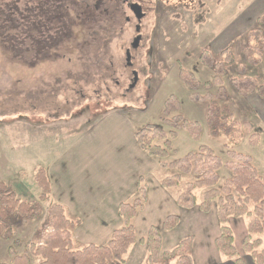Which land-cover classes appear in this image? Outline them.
Segmentation results:
<instances>
[{"label": "rangeland", "instance_id": "obj_1", "mask_svg": "<svg viewBox=\"0 0 264 264\" xmlns=\"http://www.w3.org/2000/svg\"><path fill=\"white\" fill-rule=\"evenodd\" d=\"M34 1L30 44L23 21L25 0H0V163L9 152L17 156L13 162L23 171L5 178L22 200H38L40 192L34 181L38 168L49 172L52 194L51 201L42 204L40 219L26 223L19 218L13 220L14 234L0 239L1 262L11 263L10 247L19 255L31 254L46 242L52 230L49 208L65 198L64 184L68 179L75 186L69 191L79 196V214L89 213L80 207L82 200L99 204L97 210L104 217L101 225L110 229L102 245L108 243L114 229L123 226L121 218L116 219L118 208L138 197L140 177L148 185L151 198L163 199L167 195L164 202L169 205L165 211L177 215V196L191 177L183 176L178 188L164 189L162 181L175 171L161 167L157 159L148 156L138 146L135 134L147 125L169 130L163 122L164 105L175 96L181 105L180 114L187 121L198 123L201 134L195 141L187 130L179 128L174 142L177 153L164 162L177 161L202 145L227 161V138L210 135V101L192 100V92L179 78L183 67L202 85L213 80L214 71L199 60L204 49L219 57L231 47L234 63L227 67L224 77L228 106L236 121L253 123L260 134L257 148L251 147L248 134L241 144L232 146L237 153L252 157L258 171L264 174V124L253 119H264V100H258L256 92L243 98L233 85V81L246 78L256 80L258 85L264 83V49L259 50L261 63L257 67L246 56V49L256 46L249 42L252 32L259 29L264 40V24L258 23L264 18V0H135L146 16L141 23L143 39L137 52H133L135 58L130 60L138 73L131 90L133 76L126 49L130 48L135 30L134 25L126 23V18L131 17L129 11L116 19L111 12L117 3H112L111 9L104 8V0H47L48 6L43 9L40 4L44 0ZM37 25L50 31L42 38L34 30ZM198 91L201 95L208 91L216 94V88L203 87ZM250 103L255 110L251 114ZM4 150L8 151L1 154ZM61 160L65 163L62 174H53V166ZM220 176L222 185L230 175L223 169ZM63 207L70 219H76ZM149 220L147 215L138 214L134 223L138 237L146 235ZM141 222L146 225L143 227ZM247 223V218L230 222L244 264L252 261L243 251ZM188 229L189 226H181L171 234L173 243L193 237ZM75 230L72 245L77 248L83 244L74 239ZM16 240L20 241L19 246L14 245ZM171 244L172 241L167 242L166 246ZM174 261L163 258L159 264ZM39 262L32 256V264Z\"/></svg>", "mask_w": 264, "mask_h": 264}, {"label": "trees", "instance_id": "obj_2", "mask_svg": "<svg viewBox=\"0 0 264 264\" xmlns=\"http://www.w3.org/2000/svg\"><path fill=\"white\" fill-rule=\"evenodd\" d=\"M2 16L0 13L1 18ZM258 23L264 24V18H260ZM34 30L42 38L50 31L49 28L39 25ZM249 42H255L256 46L250 45L246 49V56L249 63L257 67L261 63L259 50L264 49V40L259 29L250 34ZM230 49L231 47L226 49L219 57L206 49L200 53V62L215 73L213 80L204 85L192 72L183 67H180L179 72L181 83L192 92L190 95L192 100L210 101L208 106L210 135L214 138L220 136L227 138L228 142L225 143L227 161L217 156L210 147L202 145L198 151L188 153L177 161L164 162L177 153L174 142L178 139L179 128L187 130L195 141L200 139L201 134L198 123H191L180 114L181 105L175 96L169 97L164 105L163 122L169 130L147 125L136 132L135 139L148 156L159 161L161 167L175 171L162 181L164 189L178 188L182 184L183 176L191 177L177 196L178 207L183 210L198 209L204 214H209L212 207L216 208L220 231L215 246L225 259L233 261L234 264H244L236 247L235 234L230 222L247 218L243 251L255 264H264V174L258 171L252 157L237 153L232 146L241 144L248 134L251 147L257 148L260 134L253 123L236 121L228 106L224 77L227 74V67L234 63ZM243 70L244 68L241 69ZM233 85L243 98L256 92L259 98L264 99V83L258 85L256 80L246 78L242 81H233ZM203 87L216 88V94L210 91L205 95L199 94L198 90ZM221 101L224 103L221 104ZM173 114L175 115L170 118ZM223 169L227 170L230 176L219 185L220 172ZM34 181L40 192L38 200L34 202L22 200L12 187L0 181V239H9L14 234L12 228L14 219L19 218L21 222L26 223L36 221L43 215L42 204L50 202L52 194V184L47 170L36 169ZM199 191H202V194ZM137 194L138 197L133 203L124 202L119 206L123 226L113 232L106 245H82L74 248L72 231L81 222L78 219H70L62 205L52 203L48 211L52 230L46 242L33 249L31 254L24 252L19 255L14 247H10L9 264H32V256L40 259L39 264H127L129 253L137 244L145 247L147 264H159L163 258L174 259L172 264H194L193 237L184 239L170 251L163 252L162 233L172 232L179 226L181 219L178 215L168 216L161 227H150L145 238L138 237L135 219L145 209L149 196V188L143 178L138 182ZM14 245L19 246L20 241L16 240ZM0 264L7 263L0 261Z\"/></svg>", "mask_w": 264, "mask_h": 264}, {"label": "crops", "instance_id": "obj_3", "mask_svg": "<svg viewBox=\"0 0 264 264\" xmlns=\"http://www.w3.org/2000/svg\"><path fill=\"white\" fill-rule=\"evenodd\" d=\"M258 100H264V99L259 98ZM248 108H249L248 110H250L249 114L255 111L254 108L251 107V103H250V107L248 106ZM257 118L260 122L264 124V119L261 120L257 116H254L253 119H257ZM7 151L8 150H4L1 152V154L6 153ZM16 159H18L17 156H15L14 154L12 155L10 152H9V155L5 154L4 160H3L4 164L0 163L1 164L0 165V181L1 182H4L7 184L8 182H6L7 178H5V175L14 176V173H20L23 171L22 167H20L18 170L16 165L14 164L13 161H16ZM0 162H1V159H0ZM64 165L65 163L63 162V160L57 161L56 165H54L52 168V173L62 174ZM16 170L18 171L16 172ZM19 175L21 174H18V176ZM140 178L138 179V182ZM138 182H137V185H138ZM9 185H11V182ZM64 186H65V190L67 191L65 193V198L64 199L62 198V200L58 201L57 204L65 206L69 210V212H71L73 216H75L76 219H78L81 222V224L75 230L74 239L83 245H102L101 243L105 242V239L107 238L106 235L110 231V229L106 228L107 226L105 225L103 226L101 225V222L104 220V217L100 215L99 210H97V207H99V204H97L96 202L91 203L90 200H82L80 207H85L89 211V213L79 214L78 209L80 210V208L77 206L79 196L69 191L71 186L72 188L75 187L74 182L71 179H68L67 184H64ZM63 193H64V190H63ZM162 197L163 199L158 198V196L156 198H151L150 192H149L146 207L141 212V214L147 215L150 218L149 220L150 224L149 223L147 224L148 231L150 227L152 226H159V223L163 224L164 220L169 215L167 214V211H165V207H167L169 203L164 202L167 199V195H163ZM162 206H164V209L162 208ZM171 206L173 207V205ZM214 211H215L214 207H212V210L209 214H204L200 212L198 209L183 210L180 208V211L177 213V215L181 219L179 226L172 232L162 233L163 252L170 251L177 245V243L175 242L173 243L174 239L171 236V234H174V232L178 230L181 226H185V227L189 226L188 230L192 233L194 237V248H193L194 264H234L233 261L225 259L218 252L215 246V240L217 236L219 235L220 226L217 220V215H214L216 214V212ZM87 215H89L91 218L89 219L86 218ZM118 216H119V208H118V215L116 219H119ZM141 225L144 227L146 224L141 222ZM117 229L119 228L114 229V231ZM148 231L146 232L145 236H140L139 238H145L148 234ZM246 232H247V229H246ZM171 241H172L171 246L170 247L166 246L167 242H171ZM246 263L255 264L253 260L247 261L245 262V264ZM127 264H147V253L143 245L137 244L133 246V248L131 249L129 253Z\"/></svg>", "mask_w": 264, "mask_h": 264}, {"label": "flooded vegetation", "instance_id": "obj_4", "mask_svg": "<svg viewBox=\"0 0 264 264\" xmlns=\"http://www.w3.org/2000/svg\"><path fill=\"white\" fill-rule=\"evenodd\" d=\"M36 1L34 0H25V16L23 21L25 22L26 26H27V30H28V40L30 41V44H32V37H33V32H32V26L34 24V19H33V14H34V7L33 4ZM104 8H109L111 9L110 5L112 3H117L115 6H113V8L115 10H113L111 13H113V16L118 19H120V17H123L124 13H127V11H129L131 13V17H127L126 18V23L128 24H132L134 25V30H135V37L133 38L132 43H130V48L126 49V58L128 60V68L131 69L132 71V76H133V83L130 85V90L136 85V82L138 80V73L136 70H134L133 68V63L132 61L130 62V60L133 59V57L135 58V55H133V52H137V50L139 49L140 43L143 39L142 35H141V29H142V21L145 18V13L144 10L141 6V4L139 2H136L135 0H104ZM15 4L13 8H11V12H14V8H15ZM43 6V7H42ZM48 4H47V0H44L43 2H41L40 4V8H47ZM46 11V9H44ZM107 11V10H106ZM48 13V11H47ZM119 15V16H118ZM115 20V19H113ZM135 22V23H134Z\"/></svg>", "mask_w": 264, "mask_h": 264}]
</instances>
